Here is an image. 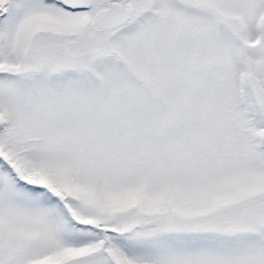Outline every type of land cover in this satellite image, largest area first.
<instances>
[{
    "label": "snow or ice",
    "instance_id": "obj_1",
    "mask_svg": "<svg viewBox=\"0 0 264 264\" xmlns=\"http://www.w3.org/2000/svg\"><path fill=\"white\" fill-rule=\"evenodd\" d=\"M0 264H264V0H0Z\"/></svg>",
    "mask_w": 264,
    "mask_h": 264
}]
</instances>
